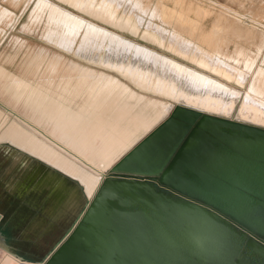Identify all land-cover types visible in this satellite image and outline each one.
I'll list each match as a JSON object with an SVG mask.
<instances>
[{
  "label": "bare ground",
  "instance_id": "bare-ground-1",
  "mask_svg": "<svg viewBox=\"0 0 264 264\" xmlns=\"http://www.w3.org/2000/svg\"><path fill=\"white\" fill-rule=\"evenodd\" d=\"M1 1L0 19L13 14L7 5L15 8L20 3L28 4L31 0ZM33 1V22L46 17L45 39L56 46V49L27 48L21 65L13 71L6 66L12 63V58L0 63V94L10 106L0 108V142L9 141L20 148L14 162L7 168L9 171L28 173L24 166L31 160L30 154L45 162L44 167L34 169L32 179L36 180L33 184L37 183L40 188L50 190L53 204L75 207L80 199L77 184L73 183L76 181L87 192V205L107 175L109 167L151 131L156 121L164 119L159 120L158 116L162 112L161 108H165L164 104L131 91L130 85L126 86L116 78L118 76L106 73L98 65L121 72L125 79L127 77L138 85V90L141 88L146 92L164 95L175 105L264 127V94L258 88L264 72L261 68H254L249 78L243 79L233 67L229 68L231 66L227 61L225 63L219 59L217 63V58L202 48L180 49L169 42L165 35H161L155 24L148 26L142 21L144 17L133 11L129 10L127 14L118 16L121 0L60 1L91 15L97 21L115 26V29L118 27L121 31L133 33L128 32V36L138 35V30L144 27V39L154 43L156 47H165L164 43L167 41L169 51L204 71L191 67L186 62H179L169 54L158 52L153 49L154 46L151 49L113 33L114 31L54 3V0ZM167 1L172 4H167ZM198 3L200 4L193 1L185 4L184 0H160L158 6L162 19L176 17L187 26L195 27L199 23L197 10L201 13L210 11L207 5ZM74 26L85 28L88 36H98L100 40L108 39L115 43L119 41L126 48L133 47V60H127L124 53H127V49L113 54H102L103 51L96 50V53L90 55L86 51L90 49L89 44L83 42L77 47L79 39L68 46L66 37L70 33L69 29ZM141 37L142 35L139 38ZM61 49L86 63L77 61V57L76 60L68 57ZM91 63L96 66L91 67ZM128 83L131 82L128 80ZM228 83L237 84L238 89ZM82 212L83 210L77 220ZM10 260L17 264H41L20 260L4 250L0 264H9Z\"/></svg>",
  "mask_w": 264,
  "mask_h": 264
},
{
  "label": "water",
  "instance_id": "water-1",
  "mask_svg": "<svg viewBox=\"0 0 264 264\" xmlns=\"http://www.w3.org/2000/svg\"><path fill=\"white\" fill-rule=\"evenodd\" d=\"M40 263L264 264V127L176 104Z\"/></svg>",
  "mask_w": 264,
  "mask_h": 264
},
{
  "label": "rangeland",
  "instance_id": "rangeland-1",
  "mask_svg": "<svg viewBox=\"0 0 264 264\" xmlns=\"http://www.w3.org/2000/svg\"><path fill=\"white\" fill-rule=\"evenodd\" d=\"M56 1L54 0L53 2L91 22L99 24L111 32L114 31L113 33L121 35L122 37L125 36L124 38L151 49L154 46L153 49L158 52L160 51L166 55L169 54L168 56L177 59V61L180 60L179 62H186L185 64L191 65V67L197 68L198 70L201 69L185 58L178 55L176 56L173 52L169 51L166 46L167 41L164 43L165 47H160L158 45L156 47L154 43L144 39V27H141L137 32L142 35L141 39L139 38L141 36L139 34H135L137 36H128L130 33L128 30L121 31V29H117L118 27L115 29V26L111 24L109 26V23H106V25L104 21L102 23L101 20L97 21L95 18L91 17V15L89 16L87 13H82V11L79 10L77 11L65 2L60 0ZM159 1L160 0H121V7H118V9H120L117 14L121 16L127 14L129 10L133 11L137 15L144 17L142 21L148 26H153V24H155L158 32L161 33V35H165L169 42H172L180 49L200 50L202 48L209 55L217 58V60H215L217 63H219V59H222L225 63L227 61L229 63L228 65L231 66L229 68L232 69L233 67L234 71L238 75H241L243 79H248L252 70L256 67L264 70V18H262L264 17V13H262L264 12V0H184L185 4L189 1L196 2L197 5L200 4L198 2L204 3L207 5V8L210 9L209 13H201L197 10V19L199 23H197L198 25L195 27L187 26L176 17L162 19L158 6ZM212 1L213 3L211 4ZM1 2L0 0V3ZM34 4L35 1L33 0L28 4L22 2L15 8L6 4L7 7L13 11V14H11L10 17L0 19V63L5 62L7 58H12V63L6 64L11 71L16 70L18 66L21 65L22 57L27 48L46 47L50 50L56 49V46L45 39L46 17L43 16L39 22H33L31 11ZM167 4H172V2L167 1ZM72 28L69 29L71 34L68 33V37H66L68 46L70 43L74 42V40L79 39L77 47L79 48L83 42L84 44H89L88 46L90 49L86 51L90 55L96 53V50L103 51L102 54H113L119 53V50L127 49L128 54L124 51L128 57L127 60H133V53H135L133 47L126 48L125 44L119 41L115 43V41L108 39L100 40L98 36H88L87 32H85V28L79 29L77 26ZM76 33H78L77 35L79 36H77ZM63 50L62 52L64 54L76 60L75 57L77 56L71 54L69 51L66 52ZM78 60L81 62L83 61L80 58H78L77 61ZM83 63H86V61H83ZM90 66L93 67L96 65L91 63ZM98 66L106 73H110L115 77L118 76L116 78L126 86L129 87L130 85L131 91L144 95L149 100L159 101L161 104H164L165 108H161L162 112L158 114L160 117L159 120L165 118L175 106V103L163 97L164 95L162 96L156 93V96V94H154L155 92L150 93L147 91V93L146 90H141V88L138 90L136 88L138 85L127 77L125 79V76L121 72L107 67L102 68L100 65ZM127 79L136 86H133L131 83L129 84ZM228 85L235 88L238 87L237 84L235 85L234 83H228ZM258 88L259 91L264 94V72L260 78ZM3 107L10 108L0 94V108ZM160 121H156L152 126H156ZM19 150L20 148L9 141L0 142V213L3 216L0 229L3 230L2 233L6 234L7 239H5L2 233H0V236L4 244L11 251L21 256L23 260L40 262L52 246L61 239L75 223L78 215L86 206L85 203L88 195L85 189L80 186L81 184L79 182L73 181L74 184H77L78 191L80 192L78 204L70 209L69 207H62L64 204H60L61 206L58 208L54 207L52 209L50 207V205L53 204L50 190L40 188L37 183L33 184L36 180L32 179V175L35 172L34 169L45 166L43 160L30 154L29 158L31 160L27 163L25 162L26 164L24 166V168L28 169V173L21 174L16 173L15 170L9 171L7 169L14 162V158L18 155ZM53 171H57V169H53ZM3 255L4 250L0 248V259ZM9 264L17 263L10 260Z\"/></svg>",
  "mask_w": 264,
  "mask_h": 264
},
{
  "label": "crops",
  "instance_id": "crops-1",
  "mask_svg": "<svg viewBox=\"0 0 264 264\" xmlns=\"http://www.w3.org/2000/svg\"><path fill=\"white\" fill-rule=\"evenodd\" d=\"M59 206H61V205H56V204H52V205H50V207H51L52 209H53L54 207H57V208H58ZM62 207H67V206H62ZM69 209H70V208H69ZM2 218H3V216H2ZM2 218H1V220H0V223H1V221H2ZM2 231H3V230L0 229V233H2ZM2 234H4V233H2ZM4 236H5V239H7L6 234H4ZM5 239H4V240H5ZM0 242L3 243V240L1 239V236H0Z\"/></svg>",
  "mask_w": 264,
  "mask_h": 264
}]
</instances>
